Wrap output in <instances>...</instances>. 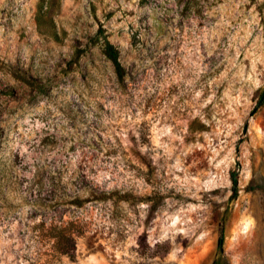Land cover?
<instances>
[{
  "label": "clouds",
  "instance_id": "9594fccd",
  "mask_svg": "<svg viewBox=\"0 0 264 264\" xmlns=\"http://www.w3.org/2000/svg\"><path fill=\"white\" fill-rule=\"evenodd\" d=\"M264 0H0V264H264Z\"/></svg>",
  "mask_w": 264,
  "mask_h": 264
},
{
  "label": "rangeland",
  "instance_id": "374dc122",
  "mask_svg": "<svg viewBox=\"0 0 264 264\" xmlns=\"http://www.w3.org/2000/svg\"><path fill=\"white\" fill-rule=\"evenodd\" d=\"M257 165H262V162L257 159ZM248 201L251 202V205L254 209H261L262 205H264V185H257L252 189H249V194L246 197ZM196 256H191L190 259L187 261V264H195Z\"/></svg>",
  "mask_w": 264,
  "mask_h": 264
}]
</instances>
